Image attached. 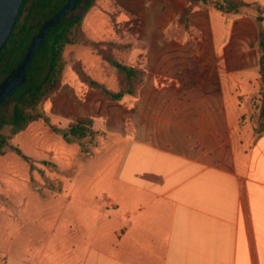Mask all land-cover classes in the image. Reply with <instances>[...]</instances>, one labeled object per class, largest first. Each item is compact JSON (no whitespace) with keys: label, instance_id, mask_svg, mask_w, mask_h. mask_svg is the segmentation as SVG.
Here are the masks:
<instances>
[{"label":"crops","instance_id":"crops-1","mask_svg":"<svg viewBox=\"0 0 264 264\" xmlns=\"http://www.w3.org/2000/svg\"><path fill=\"white\" fill-rule=\"evenodd\" d=\"M118 1L140 20L128 65L144 81L121 102L88 86L76 96L72 120L92 118L102 147L77 163L78 144L72 183L54 200L72 210L52 225L24 214L18 192V214L0 208L12 222L0 264H264V3L262 13L202 5L186 27L188 0Z\"/></svg>","mask_w":264,"mask_h":264},{"label":"rangeland","instance_id":"rangeland-1","mask_svg":"<svg viewBox=\"0 0 264 264\" xmlns=\"http://www.w3.org/2000/svg\"><path fill=\"white\" fill-rule=\"evenodd\" d=\"M44 1L46 7L41 5L32 12L27 23L29 27L27 34L24 37L18 36L4 52L0 61V85L5 82L7 76L11 74L23 57L25 44L31 43L42 24L67 2V0ZM240 1L249 4L244 9L258 10L262 13L260 4H263L264 0ZM118 2V0H95L87 11L84 9L83 3L70 16V19L78 15L82 17L81 36L96 45L73 44L66 46L63 53L65 66L61 86L57 92L45 98L41 104V111L50 118L52 126L63 128L62 126L72 121V103H75L76 96H82L87 88L84 78H91L113 91L118 89L120 80L123 81V75H118L116 67L107 63L103 55L128 64L132 52L122 46L132 45L136 41L138 34H136L135 20L139 22L140 20L132 13H124ZM51 36L52 34L44 40L29 66L27 71L29 80L26 82V86L38 83L45 75L53 42ZM140 49V53H143L144 47L141 46ZM23 88L24 85L19 87L18 91ZM226 97L228 103L231 104L234 96L231 92H226ZM11 114L9 102L0 107V135L7 138L5 152L0 156V208L15 215L18 214L16 197L19 195L27 202L24 214H28L30 217L36 215L41 217L43 213L48 214L51 219L44 223L52 225L54 220L52 217L72 210V205L69 204V201L67 202L66 197L61 201L54 200L60 199L66 193V187L72 183V154L75 153L79 143L68 144L59 141L58 137L52 133L51 127L46 125L43 120L33 122L25 130L11 136L9 124ZM40 141L43 142L41 143L42 150L38 151L37 147ZM100 142H93L85 147L81 146L82 152L78 153L76 162H81L85 158L84 155L98 154L102 147ZM46 144L56 149L57 156L48 157L49 154H45L52 151ZM16 149H20L24 155L28 156L29 160L25 161L19 156ZM69 158L70 163L60 162ZM20 182L27 183L29 188L25 184H18V189H10V186H13L11 184ZM40 199H45V201ZM11 227L12 222L0 213V238ZM26 229L28 230V228Z\"/></svg>","mask_w":264,"mask_h":264},{"label":"trees","instance_id":"trees-1","mask_svg":"<svg viewBox=\"0 0 264 264\" xmlns=\"http://www.w3.org/2000/svg\"><path fill=\"white\" fill-rule=\"evenodd\" d=\"M44 0H23V3L20 8L19 16L17 21L12 29L10 36L7 39L3 49L0 52V61L4 52L7 50V47L10 44H13L14 41L18 38V36L24 37L28 30V20L32 15V12L35 10L36 7L41 5L47 6L44 4ZM68 2V0H67ZM66 2V3H67ZM95 0H77L73 10L69 12L65 17H63L57 25H55L47 34L46 38L52 34L53 42L50 47V57L48 59V68L45 75L38 83H33L31 85H25L26 82L29 80V76H27V71L29 66L32 64L36 53L35 52L31 63L29 64L26 72L24 74V80L21 84L14 90V92L3 100L0 104V107L4 105L6 102L10 103L11 106V119H10V135L15 136L19 132L25 130L31 123L43 120L44 123L53 128V130L62 136L65 142L71 144L74 142H78L81 146H87L88 144H92L93 142H98L100 137L104 135V132L101 130H96L94 128V120L90 117H77L73 119L66 128H54L50 123V118L45 115L41 111V104L45 98L51 96L61 86L62 81V73L64 70V60H63V53L68 45L73 44H92L96 45L95 43L90 42L88 39L81 36V16H74L70 19V16L84 3V9L87 11L89 10L92 5L94 4ZM65 3V4H66ZM188 6L182 11L178 21L180 23L186 24L187 17L189 14L197 7L202 5L204 6H212L215 9L225 12V13H232V12H240L242 9L248 7L249 4L245 2H241L240 0H188ZM64 4V5H65ZM63 5V6H64ZM62 6V7H63ZM58 12V11H57ZM55 12L50 18L57 14ZM47 19L42 26L48 21ZM258 23L261 24L263 21L262 16L257 17ZM41 26V27H42ZM136 26V34L139 33L141 24L139 21L135 20ZM187 27V24H186ZM40 31V30H39ZM36 33V35L39 33ZM35 35V36H36ZM33 37V39L35 38ZM45 38V39H46ZM31 43L25 44L24 55L19 61L18 65L13 69L15 71L19 64L23 61L24 56L29 48ZM259 44L262 48H264V28L260 25V32H259ZM132 45L127 44L122 46V48L131 50ZM105 61L110 65H113L117 69L118 75H123V81L119 82L118 89L113 91L106 87L105 85L91 79V78H84V82L87 86L91 89H94L100 92L103 97L110 101V102H121L126 96L133 95L139 88V86L143 83L145 78V70L143 68H139L138 66L128 65L122 62H118L117 60L113 59L112 57L103 55ZM259 72L262 76V80L264 81V52L260 57V66ZM12 71V72H13ZM11 72V73H12ZM197 70L194 69L189 75V80L194 83ZM11 74H9L10 76ZM5 79V81L9 78ZM24 88L18 91V88L23 86ZM262 104L260 108V123L258 125V133L264 131V91L262 92ZM7 144V138L0 135V156L4 154V149ZM16 153L21 156L25 161H28V156L24 155L20 149L15 150Z\"/></svg>","mask_w":264,"mask_h":264},{"label":"water","instance_id":"water-1","mask_svg":"<svg viewBox=\"0 0 264 264\" xmlns=\"http://www.w3.org/2000/svg\"><path fill=\"white\" fill-rule=\"evenodd\" d=\"M77 0H68V2L61 7L55 16L50 18L41 28L39 33L31 42L23 61L18 68L11 73L9 78L0 85V104L4 99L9 97L14 90L24 80V74L37 49L44 42L49 31L59 23V21L71 12ZM23 0H0V52L3 49L8 37L19 16L20 8Z\"/></svg>","mask_w":264,"mask_h":264}]
</instances>
